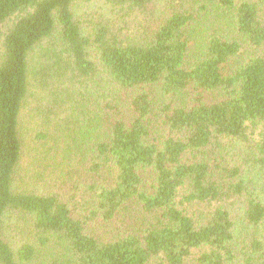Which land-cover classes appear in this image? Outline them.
<instances>
[{
    "label": "trees",
    "instance_id": "1",
    "mask_svg": "<svg viewBox=\"0 0 264 264\" xmlns=\"http://www.w3.org/2000/svg\"><path fill=\"white\" fill-rule=\"evenodd\" d=\"M250 162L264 0H0V264H264Z\"/></svg>",
    "mask_w": 264,
    "mask_h": 264
},
{
    "label": "rangeland",
    "instance_id": "2",
    "mask_svg": "<svg viewBox=\"0 0 264 264\" xmlns=\"http://www.w3.org/2000/svg\"><path fill=\"white\" fill-rule=\"evenodd\" d=\"M82 9L83 11L85 9H87L88 11L90 12H102L104 15H107L108 17H114V13H116L112 7L104 2H93V3H84L82 5ZM82 12V11H81ZM139 18H141V15H138ZM11 24H8L5 26L4 29H7ZM32 124H29L28 122V119L27 117H24L22 118V129L23 131H27L31 128ZM30 131V130H29ZM27 144L29 145H26V148H25V152L27 153L25 155V166H28V163L30 161V156H29V153L33 152L34 150H32L33 148V145H31V143L34 144V137L31 138L30 136L26 137V141H25ZM236 146L235 148H233L231 152H236V151H241L244 153V151L246 152V149L244 147L241 146L240 142H237L236 143ZM31 162V161H30ZM31 165H30V169H31ZM37 167V166H36ZM39 168V167H37ZM41 169V168H39ZM256 170V171H255ZM247 171H249V173L251 174H255L256 176V180H257V185L259 186L257 189L259 192L260 191H263L262 188H261V185L264 186V179L262 178V170L259 169L258 166H255L254 164H252V162H250L248 164V168H247ZM30 173V172H29ZM45 184H43L42 182L40 184H38L39 188H43ZM261 229L262 231L264 232V226L262 225L261 226ZM20 241V237H17V238H14L12 237L11 239V242H12V245L16 248L18 245H17V242Z\"/></svg>",
    "mask_w": 264,
    "mask_h": 264
}]
</instances>
